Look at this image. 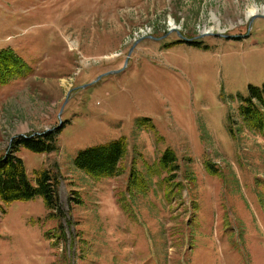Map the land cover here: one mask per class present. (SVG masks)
Segmentation results:
<instances>
[{"label":"rangeland","instance_id":"1","mask_svg":"<svg viewBox=\"0 0 264 264\" xmlns=\"http://www.w3.org/2000/svg\"><path fill=\"white\" fill-rule=\"evenodd\" d=\"M6 47L31 73L0 86V155L62 122L57 148H14L63 215L0 199V264H264V112L241 113L264 0H0ZM120 137L119 175L75 166Z\"/></svg>","mask_w":264,"mask_h":264},{"label":"trees","instance_id":"2","mask_svg":"<svg viewBox=\"0 0 264 264\" xmlns=\"http://www.w3.org/2000/svg\"><path fill=\"white\" fill-rule=\"evenodd\" d=\"M30 73L31 68L16 52L9 47L0 48V86L14 78H25ZM242 100L241 113L243 116L259 119L261 113L264 112V82L261 86L249 85V95ZM256 104L261 108L256 109ZM61 124L62 122L54 129L35 137L26 136L15 140L12 142L13 149L9 151L10 153L0 155V199L3 202L33 198L41 194L51 213L61 218L63 212L59 205L58 174L52 170H41L35 177V182L30 183L26 177L23 161L15 155L16 148H14L16 143H22L36 150L57 148L56 132ZM126 150L127 141L124 137H120L105 144L80 150L74 158V164L95 177L119 175L122 171L120 164ZM171 158H173V153L167 149L163 154V161Z\"/></svg>","mask_w":264,"mask_h":264},{"label":"bare ground","instance_id":"3","mask_svg":"<svg viewBox=\"0 0 264 264\" xmlns=\"http://www.w3.org/2000/svg\"><path fill=\"white\" fill-rule=\"evenodd\" d=\"M258 10L257 6H251L250 8L247 9L246 11V16H250L251 14H254L256 11ZM214 19H216V17L214 16ZM217 20V19H216ZM169 23L171 26L176 27L175 22L173 21V19H169Z\"/></svg>","mask_w":264,"mask_h":264},{"label":"water","instance_id":"4","mask_svg":"<svg viewBox=\"0 0 264 264\" xmlns=\"http://www.w3.org/2000/svg\"><path fill=\"white\" fill-rule=\"evenodd\" d=\"M23 136V135H22ZM23 137H26V136H23Z\"/></svg>","mask_w":264,"mask_h":264}]
</instances>
